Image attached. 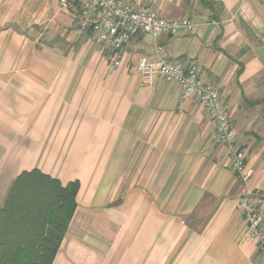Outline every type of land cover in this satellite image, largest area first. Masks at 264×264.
Returning a JSON list of instances; mask_svg holds the SVG:
<instances>
[{"label": "crops", "instance_id": "crops-1", "mask_svg": "<svg viewBox=\"0 0 264 264\" xmlns=\"http://www.w3.org/2000/svg\"><path fill=\"white\" fill-rule=\"evenodd\" d=\"M129 1L196 28L140 33L111 69L80 2L0 0V208L37 168L80 182L52 264H264L238 208L249 190L264 210V0ZM157 45L218 89L254 169L247 185L195 96L142 83Z\"/></svg>", "mask_w": 264, "mask_h": 264}, {"label": "built area", "instance_id": "built-area-1", "mask_svg": "<svg viewBox=\"0 0 264 264\" xmlns=\"http://www.w3.org/2000/svg\"><path fill=\"white\" fill-rule=\"evenodd\" d=\"M76 2L81 4L82 25L91 29L94 40L109 50L111 69L122 64L124 46L140 33L157 37L161 34L175 35L181 29L192 31L196 28V23L189 18L169 19L150 5L129 0H59L62 8H69ZM156 53L154 60L146 57L139 60L142 83L151 85L154 78L159 76L178 83L182 89V99L195 96L214 123L215 140L225 149L231 169L247 185L254 169L247 162V149L237 139L218 89L204 80L197 64L185 65L169 59L161 45L156 46ZM250 193L247 190L238 204L246 222L244 238L255 241L264 256V210L250 202Z\"/></svg>", "mask_w": 264, "mask_h": 264}, {"label": "trees", "instance_id": "trees-1", "mask_svg": "<svg viewBox=\"0 0 264 264\" xmlns=\"http://www.w3.org/2000/svg\"><path fill=\"white\" fill-rule=\"evenodd\" d=\"M79 187V180L63 185L37 168L18 175L0 208V264H52Z\"/></svg>", "mask_w": 264, "mask_h": 264}]
</instances>
